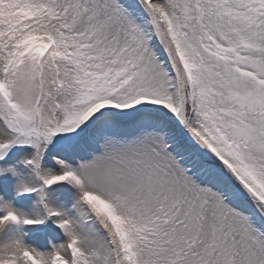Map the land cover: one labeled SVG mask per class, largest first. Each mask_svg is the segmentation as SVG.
<instances>
[{
	"label": "snow or ice",
	"instance_id": "snow-or-ice-1",
	"mask_svg": "<svg viewBox=\"0 0 264 264\" xmlns=\"http://www.w3.org/2000/svg\"><path fill=\"white\" fill-rule=\"evenodd\" d=\"M0 264H264V0H0Z\"/></svg>",
	"mask_w": 264,
	"mask_h": 264
}]
</instances>
